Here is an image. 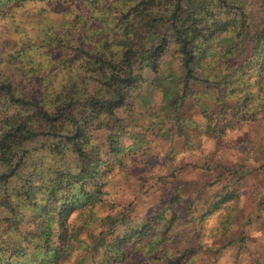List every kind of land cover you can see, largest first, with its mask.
I'll list each match as a JSON object with an SVG mask.
<instances>
[{
    "label": "trees",
    "instance_id": "trees-1",
    "mask_svg": "<svg viewBox=\"0 0 264 264\" xmlns=\"http://www.w3.org/2000/svg\"><path fill=\"white\" fill-rule=\"evenodd\" d=\"M61 1L74 6L73 19L40 22L35 34L23 29L20 46L6 57L0 54V264H52L78 249L90 254L92 264L121 260V245L130 235H114V229L125 213H97L110 195L107 177L113 167L93 165L86 156L97 130L118 139L150 79L168 87L174 107L193 92L194 83L215 89L221 102L220 94L234 93L223 89L243 74L242 68L216 70L209 58L252 47L245 61L264 59V0ZM85 7L89 16L78 12ZM253 21L259 22L255 30L249 28ZM220 39L227 43L218 50L213 44ZM168 53L177 60L179 74L163 77ZM9 64L26 84H16ZM166 112L163 119L172 115ZM26 172L32 187H47L39 210L24 219L7 184ZM97 220L102 257L94 259L82 234Z\"/></svg>",
    "mask_w": 264,
    "mask_h": 264
},
{
    "label": "rangeland",
    "instance_id": "rangeland-1",
    "mask_svg": "<svg viewBox=\"0 0 264 264\" xmlns=\"http://www.w3.org/2000/svg\"><path fill=\"white\" fill-rule=\"evenodd\" d=\"M45 1L21 5L0 0L3 57L20 46L21 30L35 34L40 22L75 17L74 6H67L72 4ZM78 12L89 16L86 7ZM258 23L251 22L249 28L255 30ZM32 39L39 42L38 37ZM226 43L220 39L213 47L219 50ZM244 49L242 54H217L208 60L214 69L242 68L243 74L233 78L235 84L223 89L234 93L220 94L221 102L215 89L194 83L193 92L187 91L174 107L168 87L150 79L118 139L104 128L91 139L86 151L91 163L113 167L107 177L110 195L97 213L124 212L114 235H130L121 245L124 257L111 264H264V59L254 56L248 64L245 59L253 48ZM177 69V60L168 53L160 75H178ZM7 70L19 87L27 83L18 69L9 64ZM48 74L46 69L44 81ZM168 110L171 117L163 119ZM117 145L123 150L116 152ZM26 174H17L7 184V194L24 219L39 210L47 187H32ZM101 223H90L82 234L94 259L102 257L95 240ZM52 264L92 263L90 254L78 249Z\"/></svg>",
    "mask_w": 264,
    "mask_h": 264
}]
</instances>
